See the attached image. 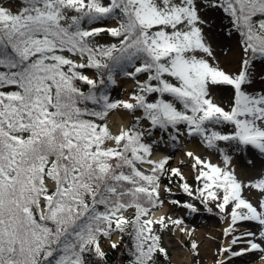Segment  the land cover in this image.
<instances>
[{
  "label": "snow or ice",
  "instance_id": "snow-or-ice-1",
  "mask_svg": "<svg viewBox=\"0 0 264 264\" xmlns=\"http://www.w3.org/2000/svg\"><path fill=\"white\" fill-rule=\"evenodd\" d=\"M162 191L216 210L211 264L264 261V0H0V264H109L125 235L163 264L168 230L199 257Z\"/></svg>",
  "mask_w": 264,
  "mask_h": 264
},
{
  "label": "rangeland",
  "instance_id": "rangeland-1",
  "mask_svg": "<svg viewBox=\"0 0 264 264\" xmlns=\"http://www.w3.org/2000/svg\"><path fill=\"white\" fill-rule=\"evenodd\" d=\"M129 79V78H128ZM123 80V79H122ZM131 80V79H130ZM132 81V80H131ZM135 87V84H134ZM133 87V88H134ZM132 90V89H131ZM130 90V91H131ZM113 96L116 97H123V88L120 84H117L113 86ZM127 116V113L121 109L118 111H115L109 118V125L113 130H117L121 125H127L130 122V117L122 118L123 116ZM120 118L127 119L126 121H123V123H120ZM188 142L185 141V144ZM195 143V142H194ZM167 147L171 150L170 155L173 157L172 162L173 165H176L178 163L179 158L182 155L183 151V145H179L176 147L172 146H164L161 145V149H165ZM205 155H209L208 152H204ZM213 159L215 160L216 157L213 154ZM234 162L237 165V172L240 174H243L245 169V159L244 157L238 156L235 158ZM181 167L184 169V171L187 173L188 166L187 164L181 165ZM191 180V177H189ZM168 206V204H167ZM206 211L203 208L199 212ZM216 212V210H214ZM168 213L171 215H181L184 216L186 223L189 226L195 225L196 231L194 233V237L200 242V254L199 257H195L185 245L188 243V237L183 235L182 233H174L172 231L165 233L164 236V244L168 248L171 254H173V249L169 247L166 236H170L174 240H178L180 243V246L187 250L188 252V260L182 264H191V261L193 259H199L200 264H211V261L215 255L214 248L218 245L220 240V230L223 226L222 222L220 221L219 216L212 215L209 217L208 220L203 221L199 219V215L196 214H189L186 209L176 208L175 206H168ZM245 227L250 228L251 224L245 225ZM201 233V234H200ZM103 247L105 248L106 252L110 249V244L108 240H103ZM261 253L252 251L247 254L242 255L236 260L232 261V264H264V261H261L259 259ZM172 263L176 264V262L173 260L172 255ZM163 264H167V262L163 261Z\"/></svg>",
  "mask_w": 264,
  "mask_h": 264
},
{
  "label": "bare ground",
  "instance_id": "bare-ground-1",
  "mask_svg": "<svg viewBox=\"0 0 264 264\" xmlns=\"http://www.w3.org/2000/svg\"><path fill=\"white\" fill-rule=\"evenodd\" d=\"M118 84H120L123 88V97H126L128 95V93L130 92V90L133 89V87H134L133 81H131L127 77L125 78L122 76L119 77V83ZM127 117L128 116L125 115L122 118H127ZM122 118H120V121H119L120 123H123V121L127 120V119L124 120ZM189 146H194V142H193V145H189ZM160 154H164V151L161 150ZM167 211H168V206L163 205L162 208H160L159 210H157L155 212V215L158 216V215H160L164 212H167ZM167 240H168L169 245L173 249V260L176 262V264H182V263L186 262L188 260L187 250L183 249L177 240H174L173 238H168Z\"/></svg>",
  "mask_w": 264,
  "mask_h": 264
},
{
  "label": "trees",
  "instance_id": "trees-1",
  "mask_svg": "<svg viewBox=\"0 0 264 264\" xmlns=\"http://www.w3.org/2000/svg\"><path fill=\"white\" fill-rule=\"evenodd\" d=\"M162 179V183H168L167 177H161ZM175 188V184L172 185ZM167 197V198H166ZM166 200L171 201L172 199H184V198H188L187 194L183 193L182 191H174L172 193L171 196H168V194L166 193ZM173 204V203H172ZM175 205V204H174ZM210 214H215L214 212H210ZM210 215L209 214H204L201 218L202 220H206ZM123 240H126L128 242H130V239L127 235H125L123 237ZM169 252V251H168ZM169 256H170V252H169ZM107 257H108V262L109 264H117V249L116 248H111L109 252H107ZM125 262L126 264H130L131 262V255L130 254H125ZM168 264H172L171 260L166 261Z\"/></svg>",
  "mask_w": 264,
  "mask_h": 264
}]
</instances>
